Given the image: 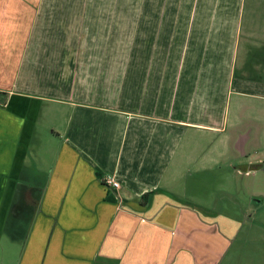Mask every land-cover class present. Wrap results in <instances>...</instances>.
Segmentation results:
<instances>
[{"label":"crops","instance_id":"obj_1","mask_svg":"<svg viewBox=\"0 0 264 264\" xmlns=\"http://www.w3.org/2000/svg\"><path fill=\"white\" fill-rule=\"evenodd\" d=\"M6 258L264 264V0H0Z\"/></svg>","mask_w":264,"mask_h":264},{"label":"rangeland","instance_id":"obj_2","mask_svg":"<svg viewBox=\"0 0 264 264\" xmlns=\"http://www.w3.org/2000/svg\"><path fill=\"white\" fill-rule=\"evenodd\" d=\"M239 189H241V188H239ZM222 193H224V192H222ZM241 195V198L240 197H236V199H238V202L236 201V199H235V196H230L229 195V198H231L232 200H234V201H236L238 204H240V203H242V204H244L243 206H244V208L245 209H247V210H249L248 208H250L251 207V202H249L248 200H247V198L245 197V196H243L242 194H240V192H239V196ZM224 197H226V196H224ZM233 201V202H234ZM240 206V205H239ZM250 217H249V221H250ZM249 221H247L246 223L248 224V222ZM246 229L248 230V227H245V229H244V232L246 231ZM14 245H17V244H14ZM3 246H4V242H3ZM5 247V246H4ZM18 258H14V259H10V258H6L4 261L6 262V264H16L17 263V260ZM241 262H240V264H244V261H243V259L242 260H240Z\"/></svg>","mask_w":264,"mask_h":264},{"label":"built area","instance_id":"obj_3","mask_svg":"<svg viewBox=\"0 0 264 264\" xmlns=\"http://www.w3.org/2000/svg\"><path fill=\"white\" fill-rule=\"evenodd\" d=\"M106 182L111 184L112 186H114L116 188H120L121 187V183L118 180H116L115 178H113V177H110V176L107 177L106 178Z\"/></svg>","mask_w":264,"mask_h":264}]
</instances>
